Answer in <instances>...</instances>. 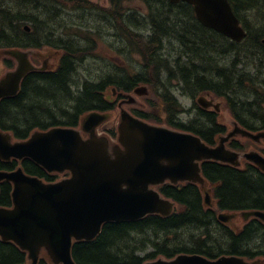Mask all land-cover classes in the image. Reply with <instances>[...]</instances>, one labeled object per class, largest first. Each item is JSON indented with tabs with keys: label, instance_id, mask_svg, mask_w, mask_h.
Listing matches in <instances>:
<instances>
[{
	"label": "trees",
	"instance_id": "trees-1",
	"mask_svg": "<svg viewBox=\"0 0 264 264\" xmlns=\"http://www.w3.org/2000/svg\"><path fill=\"white\" fill-rule=\"evenodd\" d=\"M5 1L7 6L0 7V47H18L31 40L35 42L37 37L45 40L46 45L65 49L64 64L58 73H31L16 98L0 103V126L14 131L18 138H27L37 127L77 126L85 113L108 107L104 93L111 86L130 91L145 83L155 88L160 83V77L166 73L172 80L182 81L190 94L211 92L226 97L233 115L244 126L251 131L264 130V46L260 44L264 36V0H229L249 33V38L241 44L204 28L196 19L193 7L188 4L142 0L146 4L147 16L139 24L133 23L131 16H123L122 3L126 0H112L115 10V13H110L112 19L128 28L127 37L133 41L131 52H137L144 59V74L134 76L115 72L112 76H105L104 73L97 83L85 81L83 92L78 97H72L67 88L74 73L72 65L88 55L96 57L98 36L91 34V44L86 36L84 39L88 43L84 47L75 45L73 40L64 43L61 40L59 43L50 41L48 39L52 36L47 27L58 20L59 13L46 10L51 17L41 14L26 16L24 8L32 4L36 8L41 4L53 5L55 2H50L53 0H18L17 8L10 7L9 0ZM70 1L78 11L84 8L86 2ZM94 8L98 7L91 4V9ZM25 22L33 23L32 33L22 31ZM138 26L149 28L152 36L139 37L131 31ZM167 38L174 39L170 46H178L187 60L179 57L173 64L160 55ZM34 45L41 47L40 42ZM26 96L31 108L25 106ZM49 108L57 116L43 122L40 119L50 116ZM197 117L200 118L196 121H205L204 128L185 125L181 128L201 135L211 145L216 144V136L225 133L224 128L215 124L217 115L200 110ZM231 146L236 149L243 147L238 141H232ZM14 166V163L0 162V169H12ZM24 166L27 173L54 181L31 161L26 160ZM203 172L215 188L221 210H264V174L255 166L248 165L247 169L241 170L212 162L203 165ZM10 193L11 186L3 184L0 206H11ZM163 193L180 205L179 212L167 218L151 215L137 222L106 224L95 241L75 244L73 255L76 262L143 264L159 257L169 259L180 254H201L211 259L238 255L250 260L264 256V224L260 221L252 220L240 231L220 223L215 212L204 206L201 191L193 184L166 186ZM25 263L24 252L0 239V264ZM41 264L47 263L41 260Z\"/></svg>",
	"mask_w": 264,
	"mask_h": 264
},
{
	"label": "water",
	"instance_id": "water-1",
	"mask_svg": "<svg viewBox=\"0 0 264 264\" xmlns=\"http://www.w3.org/2000/svg\"><path fill=\"white\" fill-rule=\"evenodd\" d=\"M170 1L193 5L198 20L209 29L235 41L245 36L228 0ZM8 54L17 58L18 66L0 81V99L17 94L22 79L34 69L27 53L10 51ZM199 103L205 108L212 105L203 98ZM106 118L93 113L84 121L83 129L91 133L88 141H83L77 131L61 128L48 133L37 132L29 141L15 144L0 133V158L30 157L50 172L70 169L74 174L71 180L46 185L37 178L26 176L22 169L11 174L0 173V180L14 182L16 205L14 210L0 209V235L28 250L32 264H37L43 246L55 263L75 264L70 254L72 238L94 239L103 222L136 220L152 213L170 214L173 204L162 199L150 186L168 179L175 184L191 181L204 185L199 162L215 160L240 165L241 155L227 150L226 142L238 134L256 142L264 138V132L254 135L236 127L234 132L221 139L218 147L210 148L197 136L148 125L123 111L119 141L124 149L117 147L113 156L108 152L107 139L95 135L96 127ZM242 157L264 171V157L259 153L251 151ZM206 203L211 205L208 193ZM242 215L245 219L257 217L264 221V212ZM233 217L220 215L224 222ZM147 264L261 262L249 263L235 256L212 261L201 255H181L171 261L160 259Z\"/></svg>",
	"mask_w": 264,
	"mask_h": 264
},
{
	"label": "rangeland",
	"instance_id": "rangeland-1",
	"mask_svg": "<svg viewBox=\"0 0 264 264\" xmlns=\"http://www.w3.org/2000/svg\"><path fill=\"white\" fill-rule=\"evenodd\" d=\"M110 0H86V3L84 5L83 11H75L73 5L74 3L70 0H59L56 2V0L50 1L51 3H54L53 5L50 4H41L39 8H36L34 4L28 6L27 8H24L25 10V15L26 16H37L38 15H43V16H49L51 17L52 15L46 12V10L53 11V14L56 12L59 13L58 15V20L54 21L52 24H49L47 29L52 32L55 37H52L51 40H57L58 38H62L64 42H68L69 40H73L74 44L77 46H86L82 44V41L84 38L87 36L89 37L85 31L84 33H81L78 28H82L84 30L91 29V32H97L100 36L96 37V44H97V49L98 52L96 53V57H89V60L84 61L81 63V66H79L76 74H74L73 79L77 81L78 83H81V80L88 79L91 80V82H97L102 75H104L105 72L108 71L107 68H105L110 55H116L117 59L120 56H127L130 58L131 62L133 65H140L143 61L141 60V57L138 53L133 52L129 54V49H128V43L123 37V33L128 30V28L125 27L124 24L120 22H116L112 19V17L109 15L110 12H114L111 10ZM2 0H0V3ZM76 4V3H75ZM91 4L93 6H97L98 8L91 9ZM16 2L11 4L10 7L17 8ZM126 9L130 10L128 13L131 15L133 21L136 23L138 22L141 24L143 18L146 15V5L144 1L142 0H133V1H128L127 3L124 4ZM2 7V6H1ZM103 9V10H100ZM123 13H126L127 10ZM32 12H35L36 14H33ZM128 16V15H126ZM138 19V21H137ZM27 25L33 27L32 22H27ZM24 25V24H23ZM148 26V25H146ZM143 35L147 38H150L152 36V33H150L149 28H145L142 30ZM173 38H167L165 41V51L164 52V57H170L169 60H172L173 57L177 58L178 56V46L175 48H172L170 45L171 41H173ZM86 43V42H85ZM33 54H38L40 55V61L38 65H41L42 61L47 58L48 60V66L49 68L55 67L58 58L54 57L56 55V52L52 49H46L42 52H39L35 49L32 50ZM183 52V51H182ZM181 52V53H182ZM77 63L76 65H78ZM112 68L114 69L113 62H111ZM7 71L4 63L0 60V77H2L5 72ZM136 71V68H135ZM175 79V78H173ZM165 84L167 87H169L172 92L174 93V96L178 99L180 104L184 109H190L193 107L194 101L182 95V90L180 87V81L178 79L172 80L169 76H167L165 79ZM176 87V88H172ZM77 91V89H74ZM205 94H210V93H204ZM108 98H112L111 92L107 93ZM150 100H154L153 96L150 94L149 96ZM198 96L196 97L195 101L197 100ZM208 99L214 100L215 103L217 104H222L221 105V114L223 117H221V121L223 123H227L229 119L231 118L227 110L225 109V103H223V100L221 98H217L214 95H209L207 96ZM29 98L26 96V104L25 106L31 108V104L27 101ZM30 104V106H28ZM136 108H141L144 110H148V108L145 106V100L143 97L138 98V106ZM47 111L50 112V116L44 117L42 120L43 122H46V119L49 117L57 116L56 113L51 109H47ZM119 111L113 112L112 116H110V120L107 121V123L103 124L99 128V133L108 135L106 133L107 130H111L113 128L117 127V124L119 122ZM163 115V113L161 114ZM184 117V116H181ZM185 118V117H184ZM186 119V118H185ZM188 119V118H187ZM31 122H25V124H29ZM202 125V124H201ZM230 128V125L228 126ZM234 226L241 227L244 225V222L242 218H237L235 221L232 222Z\"/></svg>",
	"mask_w": 264,
	"mask_h": 264
}]
</instances>
